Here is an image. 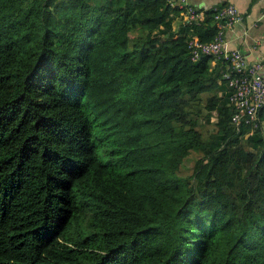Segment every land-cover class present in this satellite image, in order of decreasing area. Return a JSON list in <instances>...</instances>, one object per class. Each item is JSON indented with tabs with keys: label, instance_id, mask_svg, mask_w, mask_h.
<instances>
[{
	"label": "trees",
	"instance_id": "trees-1",
	"mask_svg": "<svg viewBox=\"0 0 264 264\" xmlns=\"http://www.w3.org/2000/svg\"><path fill=\"white\" fill-rule=\"evenodd\" d=\"M171 12L0 0V264H264V109L234 126L214 11Z\"/></svg>",
	"mask_w": 264,
	"mask_h": 264
},
{
	"label": "built area",
	"instance_id": "built-area-1",
	"mask_svg": "<svg viewBox=\"0 0 264 264\" xmlns=\"http://www.w3.org/2000/svg\"><path fill=\"white\" fill-rule=\"evenodd\" d=\"M172 12L178 13L182 22L180 26L192 25L203 17L201 11L191 4L190 0H167ZM214 19L219 22L218 32L214 39L202 42L195 38L188 40L189 53L193 60L202 56L212 57L214 61L226 63L227 71L223 78L228 82L232 93L229 105L233 107L232 123L236 128L249 125L258 128L261 122L260 113L264 109V61L249 64L238 49H227L224 43V29L241 23L244 17L234 5L216 7Z\"/></svg>",
	"mask_w": 264,
	"mask_h": 264
},
{
	"label": "crops",
	"instance_id": "crops-1",
	"mask_svg": "<svg viewBox=\"0 0 264 264\" xmlns=\"http://www.w3.org/2000/svg\"><path fill=\"white\" fill-rule=\"evenodd\" d=\"M191 4L198 8L204 15L206 11H214L216 7L234 5L238 12L244 17L241 23L234 24L224 29V43L227 49L240 50L246 62L264 61V0H190ZM173 31H178L180 16L171 12ZM221 64V63H220ZM219 62L210 61L211 69L214 72H223L219 68ZM226 66V65H225ZM219 67V68H218ZM231 89V88H230ZM221 91L218 92L221 95ZM207 95V94H206Z\"/></svg>",
	"mask_w": 264,
	"mask_h": 264
},
{
	"label": "rangeland",
	"instance_id": "rangeland-1",
	"mask_svg": "<svg viewBox=\"0 0 264 264\" xmlns=\"http://www.w3.org/2000/svg\"><path fill=\"white\" fill-rule=\"evenodd\" d=\"M181 24L182 22L179 23V25ZM205 97H206V93L203 94L202 98L205 99ZM213 122H214V119L209 123L203 122L202 124L199 125L200 126L199 130L204 134L205 137L215 132V126ZM198 157H199V154L195 152H191L190 156L186 158L185 163L182 166V169L189 171Z\"/></svg>",
	"mask_w": 264,
	"mask_h": 264
}]
</instances>
